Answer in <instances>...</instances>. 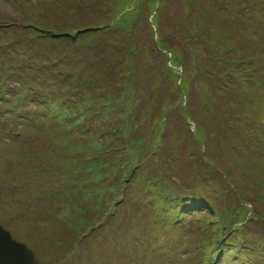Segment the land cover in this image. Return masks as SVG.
I'll list each match as a JSON object with an SVG mask.
<instances>
[{
	"label": "rangeland",
	"instance_id": "1",
	"mask_svg": "<svg viewBox=\"0 0 264 264\" xmlns=\"http://www.w3.org/2000/svg\"><path fill=\"white\" fill-rule=\"evenodd\" d=\"M0 264H264V0H0Z\"/></svg>",
	"mask_w": 264,
	"mask_h": 264
},
{
	"label": "trees",
	"instance_id": "2",
	"mask_svg": "<svg viewBox=\"0 0 264 264\" xmlns=\"http://www.w3.org/2000/svg\"><path fill=\"white\" fill-rule=\"evenodd\" d=\"M92 29H98V27H96V28H92ZM40 30V32H44V33H46L47 35H50V34H53V35H55L56 33H54L53 31H51V30H47V29H43V28H41V29H39ZM89 30H91V29H85V30H83V31H89ZM82 31V30H81ZM77 32V31H76ZM55 36H57V35H55ZM68 36H71L70 34H68Z\"/></svg>",
	"mask_w": 264,
	"mask_h": 264
}]
</instances>
